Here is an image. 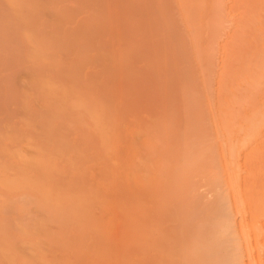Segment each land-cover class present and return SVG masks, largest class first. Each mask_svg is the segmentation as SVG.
<instances>
[{
    "label": "rangeland",
    "instance_id": "374dc122",
    "mask_svg": "<svg viewBox=\"0 0 264 264\" xmlns=\"http://www.w3.org/2000/svg\"><path fill=\"white\" fill-rule=\"evenodd\" d=\"M164 1L167 11L173 8L175 13L172 0ZM9 2L19 4L21 13L37 6L50 10L54 16L57 14L62 21L60 25L57 20H46L41 23L42 27L35 28V20L29 25L14 23L9 11L0 7V75L17 73L15 85L18 91L26 93L24 97H29L24 98L28 102L23 99L20 104L36 102L38 107L50 106L48 119L55 123L54 146L57 158L63 161L65 178L54 202L41 210L39 227L33 233L0 227V264H169V255L138 254L144 251L141 244L154 241L162 246L154 227L157 224L152 222L156 215L164 220L162 226H176L170 231L172 237L173 231L180 230V205L173 200L183 192L186 180L190 186L193 184L191 188L194 187L199 197L205 201L212 199L209 166L215 160H197L194 156L190 163L187 161L189 153L196 151L193 148L203 137L200 141L192 133L184 137L170 131L174 126L167 124V119L173 115L178 118L176 123L182 124L189 113L205 118L211 114L213 102L207 101L201 92L202 75L208 83L207 75H212L215 69L205 55L209 49L206 47L213 41L208 25L198 18L203 34L194 33L186 39L181 24L179 26L174 18L177 24L174 41L178 44L180 62L174 65L172 72L178 73L181 66H185L188 80H180L173 88L176 97L170 98L168 86L159 73L163 68L161 61L150 74L152 66L138 58V51L144 46L139 48L132 34L119 36L117 20L106 17L97 41L91 45L81 42L79 34L82 32L73 34L75 38L65 35L69 20L85 17L84 11L93 5L104 10L107 3L88 0ZM65 5L71 8L66 9ZM233 10L234 15H241L240 10ZM99 21L100 18L92 17L88 22L92 27ZM58 25V29H50ZM224 25L221 41L228 47L227 37L233 35V24L226 21ZM7 26L15 31L11 32ZM109 28L112 35H108ZM106 39L109 53L103 58L105 62L96 63L95 58L102 55L100 44ZM42 49L54 51V56L45 63L42 59L46 57H36ZM41 61L45 67L39 68ZM40 70L48 85L52 84L51 80L57 83V92L52 96L44 91L47 85L40 90L39 83L33 84L41 76ZM137 76L142 79L140 82ZM5 78L1 79L5 85L0 80V94L9 93L11 97L15 91L6 90L11 82H6ZM187 81L192 84L186 90ZM206 88L205 94H209L208 85ZM220 103L216 101L217 107ZM6 129L7 122L3 123L1 131ZM184 149L191 150L184 152L188 158L184 157ZM170 202L175 204L171 206ZM122 215L134 232L126 247L131 251V258H126L115 243L117 235L120 236L116 224L122 222Z\"/></svg>",
    "mask_w": 264,
    "mask_h": 264
},
{
    "label": "bare ground",
    "instance_id": "6f19581e",
    "mask_svg": "<svg viewBox=\"0 0 264 264\" xmlns=\"http://www.w3.org/2000/svg\"><path fill=\"white\" fill-rule=\"evenodd\" d=\"M88 1L107 3V8L100 10L93 5L84 11L85 17L69 20L66 29L72 35H65L75 38L77 36L73 34L82 32L79 34L81 42L91 45L97 41L106 17L117 20L119 36L132 34L137 38V46L141 49L144 46L138 51V58L149 62L148 65L152 66L150 74L161 61L163 68L159 73L168 86L167 96L170 98L177 95L173 91L174 86L182 79L188 80L185 66H181L178 73L172 72L174 65L180 62L178 44L174 41L176 23L181 24L187 39L194 33L203 34L202 24L197 21L201 18L213 36L205 55L215 69L212 75H207L208 83L206 76L201 78V92L207 101L213 102L211 114L205 118L189 113L182 124L176 123L178 118L175 119L174 115L167 119V124L174 126L170 131L184 134V137L186 133L194 134L197 141L203 137L193 148L196 151L189 153L191 150L186 149L189 158L185 156V149L182 151L188 163L194 156L197 160H215L209 166L211 176L208 184L212 199L205 201L199 197L194 187L191 188L192 182L189 181L190 186L186 180L184 184H189L186 186L188 191L184 185L185 193L181 192L178 199L173 200L180 205V230L173 231L172 237L170 231L176 226H162L164 220L160 219L161 215H156L152 222L157 224L154 227L158 230L157 237L162 246H157L154 241L141 244L144 251L138 255H169V264H264V0H172L175 13L173 8L167 11L164 0ZM1 6L2 10L9 11L14 23L29 25L35 20V28H40L46 20H57L62 24L57 14L54 16L50 10L37 6L23 13L19 4L9 0H1ZM65 8L71 7L67 5ZM233 8L241 11L239 17L234 15ZM92 17L100 18V21L91 27L88 21ZM226 21L233 24L234 30L233 35L228 34V47L221 41ZM58 28L59 25L50 29ZM107 31L112 35L110 28ZM108 46V39L100 44L102 55L95 58L96 63L105 62ZM52 56L53 50L42 49L36 54V57H46L42 59L44 63ZM44 63L38 65L39 68ZM54 71L57 72L56 69ZM9 75L12 78L0 75V80L6 76V82L12 83L7 85L8 88L5 86L6 90L11 88L15 91L11 97L9 93L0 94V227L19 232L25 229L28 234L39 227L41 210L50 206L62 191L58 187L65 178V172L54 146L56 132L55 123L48 119L50 106L40 104L38 107L35 100L36 105L20 104L26 101L27 95L18 91L15 85L17 73ZM45 77L42 73L33 84L39 83L40 90L46 89L47 85L44 91L52 96L57 92V83L51 80L52 84L48 85ZM141 80L137 76V81ZM191 84V81L186 82V90ZM206 85L209 94H205ZM38 93L40 95L41 92ZM217 100L221 102L220 107H217ZM5 122L7 129L2 132ZM175 183L170 185L176 186ZM170 203L171 206L175 204ZM121 221L116 224L120 236L118 238L117 235L115 243L126 258H131V251L126 247L134 232L125 216L122 215Z\"/></svg>",
    "mask_w": 264,
    "mask_h": 264
}]
</instances>
